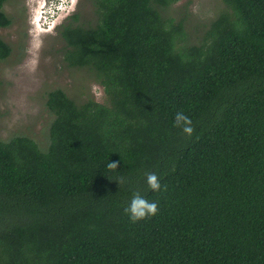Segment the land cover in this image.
Wrapping results in <instances>:
<instances>
[{
  "label": "trees",
  "instance_id": "16d2710c",
  "mask_svg": "<svg viewBox=\"0 0 264 264\" xmlns=\"http://www.w3.org/2000/svg\"><path fill=\"white\" fill-rule=\"evenodd\" d=\"M88 1L56 31L104 102L47 91L44 141L0 140V264H264V0H221L197 44L182 0ZM136 193L155 216L130 219Z\"/></svg>",
  "mask_w": 264,
  "mask_h": 264
},
{
  "label": "rangeland",
  "instance_id": "374dc122",
  "mask_svg": "<svg viewBox=\"0 0 264 264\" xmlns=\"http://www.w3.org/2000/svg\"><path fill=\"white\" fill-rule=\"evenodd\" d=\"M54 0H10L3 10L12 20L0 30V37L12 48L11 56L0 61V140L28 136L44 141L51 116L45 108V93L60 88L77 103L89 98L104 102L103 88L87 70L67 68L63 62L64 43L56 29L69 15L78 12L86 19L92 17L88 0H58L62 12L58 16L47 9ZM56 2V4L58 3ZM46 6V10L42 9ZM221 0H182L171 11L183 21L189 42L199 43L206 26L219 14ZM51 13L35 23L40 12ZM65 19V20H64ZM47 141L44 146L46 147Z\"/></svg>",
  "mask_w": 264,
  "mask_h": 264
},
{
  "label": "clouds",
  "instance_id": "9594fccd",
  "mask_svg": "<svg viewBox=\"0 0 264 264\" xmlns=\"http://www.w3.org/2000/svg\"><path fill=\"white\" fill-rule=\"evenodd\" d=\"M58 0H54L51 6H49L47 9L49 11L53 12V15L58 16L59 13L62 12V9L59 7L60 2L56 4ZM43 10H46V6L42 8ZM70 16V15H69ZM68 16V17H69ZM66 17L65 19H67ZM44 18L52 19L53 16L51 13H46L44 11L40 12V15L35 16V23L36 27L37 24H40ZM64 19V20H65ZM62 23H60L58 26L54 28V30L59 27ZM174 126L181 127L182 131L187 135H192L194 132V128L192 127V120L190 117L185 115L183 112H178L175 116ZM106 167L109 170H116L119 168V162L118 161H109L106 165ZM146 180L148 186L154 190L159 191L161 189V184L158 176L155 173H147L146 174ZM119 184L123 182V179L121 178L120 181H118ZM125 212L129 214L130 219L135 222L138 220H142L147 218L148 216H155L158 212V204L156 202H150L149 200L145 199L143 196H141L139 193L134 194L130 205L128 208L125 209Z\"/></svg>",
  "mask_w": 264,
  "mask_h": 264
}]
</instances>
